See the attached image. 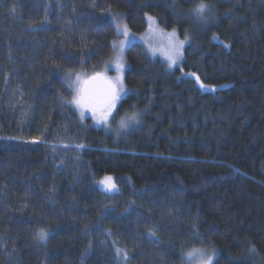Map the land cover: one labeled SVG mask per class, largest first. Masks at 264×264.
Instances as JSON below:
<instances>
[{
  "label": "trees",
  "instance_id": "trees-1",
  "mask_svg": "<svg viewBox=\"0 0 264 264\" xmlns=\"http://www.w3.org/2000/svg\"><path fill=\"white\" fill-rule=\"evenodd\" d=\"M115 14L186 42L173 69L130 43L127 92L93 124L71 79L111 56ZM195 247L264 264V0H0V264H187Z\"/></svg>",
  "mask_w": 264,
  "mask_h": 264
},
{
  "label": "rangeland",
  "instance_id": "rangeland-1",
  "mask_svg": "<svg viewBox=\"0 0 264 264\" xmlns=\"http://www.w3.org/2000/svg\"><path fill=\"white\" fill-rule=\"evenodd\" d=\"M114 21L117 25H115L116 29V37L113 39V51L111 56H109L103 63L102 67L98 70L99 72H94L95 74H99L106 81H113L119 78L123 84V90L118 93V99L115 101V105L118 100L127 92V86L123 82V74L126 69V58H125V50L127 46L132 42H137L143 45L147 53L152 56L160 59L169 69H173L175 67H180L182 61V55L178 58L177 63L174 65H170L169 56L172 55L173 45L178 43L179 41H184V39L179 38L175 29H164L162 28L156 18L148 16L146 18V27L144 30L140 32H134L130 30L126 25H124L121 15L115 14ZM151 18V19H150ZM119 27V31H118ZM127 29L128 37L126 38L122 33L124 29ZM174 33V35H173ZM185 44V43H184ZM184 47V46H183ZM183 54V48L180 49ZM122 65V66H118ZM94 73H76L72 76L71 86L73 88V97L78 94H83L84 88L89 84L90 79L92 78V74ZM74 108L78 115L82 117L90 116L93 120V124H103V108H96L93 104L81 105L77 106L75 104ZM102 106V105H99ZM113 109H111L112 113ZM110 116V115H109ZM107 117V120L109 119ZM102 181H105L102 180ZM101 181V182H102ZM101 186L105 187L104 183H101ZM107 183V182H106ZM106 189V187H105ZM196 250L204 253L205 256H211L213 260L214 250L213 249H203L202 247H195L186 250L185 258L187 264H202V260L200 257L195 256L194 258L189 257V253H194Z\"/></svg>",
  "mask_w": 264,
  "mask_h": 264
},
{
  "label": "snow or ice",
  "instance_id": "snow-or-ice-1",
  "mask_svg": "<svg viewBox=\"0 0 264 264\" xmlns=\"http://www.w3.org/2000/svg\"><path fill=\"white\" fill-rule=\"evenodd\" d=\"M208 11V5L206 3L201 2L195 9L194 12L197 16L203 17L205 13ZM151 19V18H150ZM119 31V27H118ZM126 38L128 37L127 29L125 28L122 33ZM174 35V33H173ZM184 41H179L175 45H173L172 48V55L169 56V63L170 65H174L177 63L178 58L182 55L180 49L184 46ZM122 66V65H118ZM187 75L194 76L196 78V81L199 83L200 78L196 76L195 73H188ZM93 81L99 80L100 76L97 74L95 77L92 78ZM106 89L104 91V99H103V120L104 123L107 124L108 120L107 117L111 115V109L115 107V100L118 99V93L123 90V84L122 81L117 78L113 81H105ZM201 88H206L208 86L200 84ZM214 90V89H213ZM95 100V97L93 96L91 90L89 88H84L83 94H78L77 96L73 97L71 101H69L70 104H75L77 106L81 105H88L91 104ZM81 116H83V113H81ZM139 113H134L133 116L129 118H122L120 121V128L121 129H128L132 127V125L137 124L139 122ZM77 148H82L84 145H77ZM107 182V183H106ZM101 183L105 184L107 191H113L116 190L115 183L112 182L111 177H106L105 181H102ZM154 235V233H153ZM48 237V233L44 231L43 229L39 230L37 233L34 234V239H38L40 241L45 240ZM121 253L118 250V255ZM123 256L125 259H127V253H123ZM195 256H198L202 260V264H212V258L211 256H205L204 253L200 252L199 250H196L194 253H189L190 258H194Z\"/></svg>",
  "mask_w": 264,
  "mask_h": 264
},
{
  "label": "water",
  "instance_id": "water-1",
  "mask_svg": "<svg viewBox=\"0 0 264 264\" xmlns=\"http://www.w3.org/2000/svg\"><path fill=\"white\" fill-rule=\"evenodd\" d=\"M105 81L106 80L100 76L99 80L93 81V79H91L89 84L87 85V88L91 90L93 96L95 97V100L92 102V104L97 106L104 105L103 99H104V91L106 89Z\"/></svg>",
  "mask_w": 264,
  "mask_h": 264
},
{
  "label": "bare ground",
  "instance_id": "bare-ground-1",
  "mask_svg": "<svg viewBox=\"0 0 264 264\" xmlns=\"http://www.w3.org/2000/svg\"><path fill=\"white\" fill-rule=\"evenodd\" d=\"M95 76V75H94Z\"/></svg>",
  "mask_w": 264,
  "mask_h": 264
}]
</instances>
